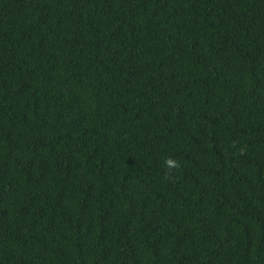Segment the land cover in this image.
Masks as SVG:
<instances>
[{
    "label": "trees",
    "instance_id": "1",
    "mask_svg": "<svg viewBox=\"0 0 264 264\" xmlns=\"http://www.w3.org/2000/svg\"><path fill=\"white\" fill-rule=\"evenodd\" d=\"M0 264H264V0H0Z\"/></svg>",
    "mask_w": 264,
    "mask_h": 264
},
{
    "label": "clouds",
    "instance_id": "2",
    "mask_svg": "<svg viewBox=\"0 0 264 264\" xmlns=\"http://www.w3.org/2000/svg\"><path fill=\"white\" fill-rule=\"evenodd\" d=\"M165 165L168 167L169 171H171L172 169L179 168L180 166L179 162L172 157H168L165 159Z\"/></svg>",
    "mask_w": 264,
    "mask_h": 264
}]
</instances>
